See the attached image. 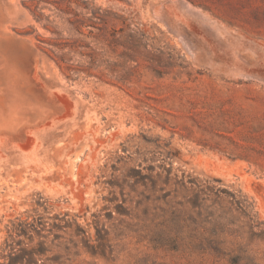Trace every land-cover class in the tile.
<instances>
[{"label": "rangeland", "instance_id": "rangeland-1", "mask_svg": "<svg viewBox=\"0 0 264 264\" xmlns=\"http://www.w3.org/2000/svg\"><path fill=\"white\" fill-rule=\"evenodd\" d=\"M0 264H264V0H0Z\"/></svg>", "mask_w": 264, "mask_h": 264}]
</instances>
